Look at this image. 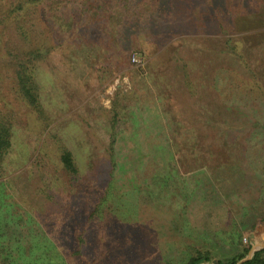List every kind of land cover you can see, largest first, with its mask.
I'll return each instance as SVG.
<instances>
[{
    "label": "rangeland",
    "instance_id": "rangeland-1",
    "mask_svg": "<svg viewBox=\"0 0 264 264\" xmlns=\"http://www.w3.org/2000/svg\"><path fill=\"white\" fill-rule=\"evenodd\" d=\"M82 2L51 13L45 39L39 35L45 26L40 4L23 18L31 28V47L44 40L52 46L34 68L43 115L19 93L15 70L28 49L15 19L0 30V115L13 127V146L0 166V193L16 203L5 211L0 196V238H11L8 245L17 254L24 246L50 241V264H186L197 247L211 250L213 257L199 264H213L237 255L248 243L264 244L263 228L249 227L241 240L230 235L229 206L210 200L208 167L192 170L186 159L194 146L209 141L198 143L193 137L210 131L198 123L205 118L202 113L210 114L205 105L174 94L170 86L171 97L164 98L172 106L167 115H176L180 124L165 118L162 106V65L181 66L189 58L209 61L214 46L224 41L226 46V35L240 42V58L231 54L215 70L216 77L223 73V94L214 90L205 98L219 94L234 124L244 126L231 132L243 148L246 172L234 200L242 201L240 209L251 210V202L264 197V0L149 2L144 27L130 33L128 27L120 31L128 19L121 0H98L96 18ZM221 18L225 29L217 25ZM239 20L249 31L234 29ZM166 40L169 48L162 47ZM174 47L177 52L170 51ZM133 53L141 64L131 60ZM177 72L182 76L178 68L169 70ZM206 73L209 82L211 68ZM114 107L120 116L112 128ZM112 131L117 136L113 148ZM63 148L73 152L77 175L63 167ZM263 211L260 205L258 213ZM78 236L85 240L80 255L75 254Z\"/></svg>",
    "mask_w": 264,
    "mask_h": 264
},
{
    "label": "trees",
    "instance_id": "trees-1",
    "mask_svg": "<svg viewBox=\"0 0 264 264\" xmlns=\"http://www.w3.org/2000/svg\"><path fill=\"white\" fill-rule=\"evenodd\" d=\"M83 1V7L93 8V12L89 10V12L93 14L94 18L97 16L95 13L98 10V0H0V30L2 29V25L5 24L6 20L9 18H14L21 36L24 38L26 42L27 53L23 56V60H21L15 70L16 81L19 87V93L22 95L23 99L28 103V105L38 112V114L43 115L44 113V106L41 101V94H40V86L39 81L36 78V73L34 68H36V60L43 58L44 54L50 53L52 50L51 44H48L46 40L43 41L42 44L39 45L38 48L30 46V38H31V28L25 25L23 18L30 14V11L33 10L34 6L40 4L43 8L42 16L45 20V26L41 28L39 33L40 36L46 37L51 32V25L49 17L52 14H57L59 11L67 8L69 5L77 2ZM123 2V10L125 12V17L128 16L127 24L122 25L120 27L121 30H126L128 33L131 31H135L143 26L148 20L150 13H145L146 7L149 8L152 6L149 5V2L155 3L158 0L147 1V0H121ZM7 2L10 5L7 7ZM88 4V6L86 5ZM5 5V6H4ZM172 5V4H171ZM85 7V10L88 9ZM170 7V5H168ZM116 7L115 9H117ZM129 9H133V14L130 16L131 13ZM140 9V11H139ZM225 11V8L222 7ZM219 6H216L214 10L223 11ZM163 10V8H162ZM86 11V12H87ZM163 13V12H162ZM91 14H89L91 16ZM237 16L242 17L241 13H237ZM61 17V15H57ZM236 16V17H237ZM163 17V15H162ZM253 17V16H252ZM224 19V18H223ZM220 19V22L217 25L220 28L225 29L224 20ZM254 20V19H252ZM172 20L166 22V25L169 27L171 25ZM255 23V22H254ZM234 29L236 31H240L241 33L245 31H249V28H246L247 23L239 21H235ZM231 25V26H232ZM230 26V28H231ZM144 27V26H143ZM257 28V26H255ZM120 31L119 34L120 35ZM225 32V31H224ZM126 34V33H125ZM44 37V39H45ZM215 37L211 38L214 40ZM226 46L225 41L222 43V46H214V50H212V54L210 60L196 58L192 60L191 58L186 59L185 63L181 66L179 64H167L162 65V106L164 107V111L166 112L165 118L174 119L179 123L178 118L176 115H167V112L171 111L172 106L167 104L168 102L164 101V98L170 99L171 92L169 91L170 86L173 87V93L178 95L187 96L189 102L197 103L195 98L198 101H202L203 106L205 105L206 111L205 113L210 112V114L202 115L205 118L199 119L198 123H201V127L210 129L209 132L199 131L197 135H193L195 141L198 143L204 142V139H209L204 142L202 146H194L196 149L191 151L190 156H186V159L192 162L190 166L192 170L200 169L202 166L208 167L210 171V181L212 182V186H208L211 189L212 197L211 201L215 205H220L225 207L229 206V226L231 227L230 235L233 238H237L239 240L242 239V233L249 227H251V231H255V229L263 228L264 229V211L262 214H259V206L264 205L262 200L264 197L260 198L258 202H251V210H246L245 208L240 209L239 207L242 204L241 200H234L235 198L238 199V194L240 190V186L243 184L242 180L245 178L246 172L243 168V160H244V152L241 145L231 139V132L232 130H236L237 128L244 127L243 124H234L236 120L235 117L229 115V110L226 108L225 110V101L224 99L218 94H214L211 101H207L205 98V94L210 92V94L216 92H221L223 94L222 84L220 81L222 80L221 75L216 77L215 70H220L221 63L225 62L226 60L231 59V54L240 58V42L236 41L235 37L226 35ZM235 38V39H234ZM125 39V37H123ZM1 43V41H0ZM129 43V42H128ZM172 43L169 40L164 41L162 43V47H170ZM30 46V47H29ZM127 46H129L127 44ZM197 46L196 44H187L188 48ZM199 47V46H198ZM35 49V50H34ZM191 50V49H190ZM177 52L178 48L174 47L172 50ZM190 55V53H188ZM204 60V61H200ZM216 62V63H215ZM178 68L182 71V76L180 73L170 74L169 70H174ZM211 68V73L209 76V82H207V73L206 70ZM211 75L215 76L213 81L210 82ZM209 88V89H208ZM195 97V98H194ZM161 101V100H160ZM170 103V102H169ZM116 106V105H115ZM114 113L110 118L112 128H115V125L119 121L120 112L119 109L114 107ZM233 117V118H231ZM231 120V121H230ZM175 131V130H173ZM178 133H181L178 131ZM190 140L189 138H186ZM117 142V136L114 131L111 132V148H113L114 144ZM174 142V140H173ZM197 144V143H196ZM198 145V144H197ZM13 146V127L12 122L9 118L0 115V166H2L4 160L6 159L7 155L9 154L11 148ZM113 150V149H112ZM113 153V151L111 152ZM191 157V158H189ZM61 163L63 167L70 173L77 175L79 170L77 167L76 160L74 158L73 152L68 148H63L62 154L60 156ZM193 162L195 163V167H193ZM228 173L229 176L232 178V185L229 187L226 186L228 180ZM236 175H239L236 177ZM6 183H3L5 186ZM225 186L227 189H225ZM206 187V188H208ZM204 189V188H203ZM208 192L206 191L205 197L207 198ZM2 206L5 208V211H9L10 208L15 207L16 203H13L10 200V196L7 200V194H1ZM6 200V202H4ZM12 219L15 221H19L22 219L16 218V214L11 215ZM29 219L31 220L33 216L29 214ZM26 222V221H24ZM250 229V228H249ZM197 233V232H196ZM206 233V232H204ZM44 233L37 234L40 237ZM215 236H219L218 232H214ZM221 236V235H220ZM7 236L4 235L0 238V264H50L49 261V252L52 250L50 241L37 243V248H33L32 246H24L22 252H18L13 248V246L8 245L9 242L12 240L11 238H6ZM198 238V236H196ZM202 239L207 240L205 236H202ZM2 240L6 241L7 244H2ZM85 240L83 237L78 236L77 239V248L75 254L80 255L82 254V250L84 248ZM11 243V242H10ZM252 244H246L241 252L237 255H234L227 259H219L220 264H236L240 259L244 258L248 255L252 250ZM18 255V256H17ZM36 257L39 260H36ZM62 259L63 257L60 256ZM213 259L211 250L195 248L193 254H190L187 258L186 264H199L202 262H209ZM162 264V263H159ZM243 264H264V249L257 251L254 256L244 262Z\"/></svg>",
    "mask_w": 264,
    "mask_h": 264
},
{
    "label": "water",
    "instance_id": "water-1",
    "mask_svg": "<svg viewBox=\"0 0 264 264\" xmlns=\"http://www.w3.org/2000/svg\"><path fill=\"white\" fill-rule=\"evenodd\" d=\"M261 249H264V244L253 247L251 252L244 258L240 259L236 264H243L244 262L250 260L254 256V254ZM213 264H220V262L219 260L215 259L213 260Z\"/></svg>",
    "mask_w": 264,
    "mask_h": 264
},
{
    "label": "built area",
    "instance_id": "built-area-1",
    "mask_svg": "<svg viewBox=\"0 0 264 264\" xmlns=\"http://www.w3.org/2000/svg\"><path fill=\"white\" fill-rule=\"evenodd\" d=\"M131 60L137 65L142 63L139 54L137 53H133Z\"/></svg>",
    "mask_w": 264,
    "mask_h": 264
}]
</instances>
